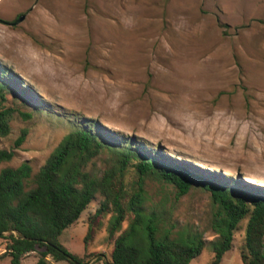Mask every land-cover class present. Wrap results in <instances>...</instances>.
Returning <instances> with one entry per match:
<instances>
[{"label":"rangeland","instance_id":"1","mask_svg":"<svg viewBox=\"0 0 264 264\" xmlns=\"http://www.w3.org/2000/svg\"><path fill=\"white\" fill-rule=\"evenodd\" d=\"M0 66L11 70L1 79L32 92L28 102L9 94L10 104L34 114L12 119L0 147L16 155L0 171L29 161L35 174L71 131L66 116L77 114L179 161L264 185V0H0ZM105 158L93 167L102 170ZM147 190L148 204L165 206L176 230L217 238L208 193L176 199L151 181ZM107 227L105 216L85 243L89 222H79L62 240L83 260L108 264ZM244 236L245 228L236 233L222 264H244ZM213 255L208 242L191 264H211ZM39 257L34 251L22 264Z\"/></svg>","mask_w":264,"mask_h":264},{"label":"trees","instance_id":"2","mask_svg":"<svg viewBox=\"0 0 264 264\" xmlns=\"http://www.w3.org/2000/svg\"><path fill=\"white\" fill-rule=\"evenodd\" d=\"M6 73L11 70L0 66V140L11 133L16 113L24 119L34 116L10 104L9 94L28 102L24 95L32 92L1 79ZM74 116H66L71 131L35 174L29 161L0 171V237L6 239L0 257L22 264L27 255L38 251L37 264H48L49 256L69 264H96L70 252L62 238L71 226L87 221L86 243L106 216L109 236L114 238L108 264H191L208 242L214 250L211 264H222L236 233L244 228V264H264L263 184L206 171L173 158L159 146L149 147L137 136L105 128L97 119ZM27 135L25 128L16 147ZM102 154L106 166L100 170L93 162ZM15 155L14 149L0 147V163ZM148 181L160 183L166 196L176 199L193 189L208 193L217 238L208 241L189 228L176 230L178 222L165 206L148 204Z\"/></svg>","mask_w":264,"mask_h":264},{"label":"water","instance_id":"3","mask_svg":"<svg viewBox=\"0 0 264 264\" xmlns=\"http://www.w3.org/2000/svg\"><path fill=\"white\" fill-rule=\"evenodd\" d=\"M25 18V15H21L15 23L21 22Z\"/></svg>","mask_w":264,"mask_h":264}]
</instances>
